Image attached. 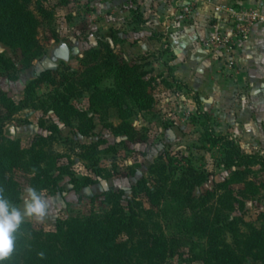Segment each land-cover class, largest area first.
Instances as JSON below:
<instances>
[{
    "label": "rangeland",
    "instance_id": "1",
    "mask_svg": "<svg viewBox=\"0 0 264 264\" xmlns=\"http://www.w3.org/2000/svg\"><path fill=\"white\" fill-rule=\"evenodd\" d=\"M197 2L199 0L32 1L30 9L37 16V6L41 3L54 11L55 17L52 20L40 17L37 38L43 53L32 62L27 61L20 50L0 43L4 49L1 55L15 66L8 70L0 63V92L16 103L27 96L33 99L28 108L2 123L4 134L0 140H17L23 148H29L38 135L51 136L50 148L60 154L58 165L64 166L68 173L64 174L55 193L41 195L47 203L46 215L41 219L25 217L23 222H30L38 230L56 231L61 221L105 210L104 194L109 191H123L124 204L128 205L135 198L133 187L140 180L147 179L151 185L163 178L172 182L181 179L185 167L191 166L209 175L201 191H212L231 175V171L221 165L222 152L213 135L229 136L243 152L264 157V80L257 86L245 81L240 44L232 45L233 49L230 46L217 48L209 33L199 39L200 51L190 48L185 54L182 49V36L195 25ZM217 6L242 8L237 1ZM60 41L69 44L77 54H72L69 62L60 61L57 67L42 72L39 65L50 57ZM109 42L116 54L129 64L140 66L146 80L151 81L152 108L137 110L132 115L133 125L144 137L142 143H132L104 128L99 116L90 111L91 92L80 87L71 102L78 110L94 116L93 134L81 136L79 122L72 120L69 125L55 112V102L66 90L52 80L57 82L63 75L71 77L76 72L81 73L86 52L94 48L105 50ZM185 68H192L193 73L197 70L198 81L188 79L191 84L186 82L182 76ZM202 68L209 71L203 72ZM41 74L47 81L37 83ZM99 86L101 89L115 87V74L105 73ZM29 88L31 94L27 93ZM199 108L209 118L199 115ZM6 115L0 108V118ZM109 120L114 125L120 123L114 110ZM92 143H99L100 153L88 161L82 158L81 146ZM15 177L22 185V202L17 208L23 212L25 201L29 199V177L21 172H16ZM74 177L80 180V190L72 183ZM86 179L90 184L83 186ZM249 181L259 186L264 181V168L253 166ZM233 189L242 196L243 204L237 205L234 213L242 222L241 230L248 232V226L261 228L264 190L257 193L244 183L233 185ZM138 200L144 209L151 211L153 222L165 233L184 234L182 212L175 204L162 203L160 209L152 208L145 199ZM149 215L143 212L145 218ZM185 236L189 242L187 248L166 264H202L193 261V252L205 248L206 239ZM227 240L231 243L232 237L228 235Z\"/></svg>",
    "mask_w": 264,
    "mask_h": 264
},
{
    "label": "trees",
    "instance_id": "2",
    "mask_svg": "<svg viewBox=\"0 0 264 264\" xmlns=\"http://www.w3.org/2000/svg\"><path fill=\"white\" fill-rule=\"evenodd\" d=\"M32 1L0 0V43L20 50L29 62L43 53L37 38L40 17L44 20L55 17L54 11L41 3L37 6V16L30 9ZM105 47V50L94 48L86 52L81 73L63 75L57 82L52 80L66 90L55 102V112L69 125L72 120L79 122L81 136H91L95 130L94 116L78 110L71 102L80 87L91 92L90 111L99 116L104 128L132 143H142L144 137L133 125L132 115L137 110L152 108L151 81L146 80L140 66L131 65L116 54L110 42ZM0 63L8 70L15 68L4 55H0ZM105 73L115 74V87L100 88ZM12 77L15 79L14 74ZM46 81L42 74L37 83ZM27 93L31 94L32 89ZM32 102V97L27 96L16 103L0 92V108L7 112L0 118V137L4 134L2 123ZM112 110L117 112L119 125L109 120ZM198 113L209 118L200 108ZM213 138L220 145L221 165L231 171L230 177L218 183L214 190L201 191L209 175L193 166L185 167L182 178L172 182L163 178L151 185L147 179L140 180L133 187V202L125 205L123 191H109L104 194L105 210L61 221L56 231L38 230L30 222H22L14 234L13 252L5 264H166L189 245L185 235L206 239V247L193 252L195 263L264 264V213L260 214L261 228L248 226V232H243L242 222L234 216L237 205L243 204L242 196L233 189V185L244 183L257 193L264 190V181L259 186L249 181L253 166L264 168V157L243 152L229 136L213 135ZM50 140H53L51 136L38 135L29 148H23L17 140H0V189L16 208L22 202V185L15 177L16 172L26 174L29 187L40 195L55 193L68 173L64 166L58 165L61 156L52 151ZM99 146V143L82 145V158L93 160L100 153ZM72 183L81 189L79 179L74 177ZM89 184L86 179L83 186ZM138 199H145L152 208L161 209L162 203L175 204L182 212L184 234L165 233ZM143 212L150 214L148 218ZM228 235L232 237L231 243Z\"/></svg>",
    "mask_w": 264,
    "mask_h": 264
},
{
    "label": "crops",
    "instance_id": "3",
    "mask_svg": "<svg viewBox=\"0 0 264 264\" xmlns=\"http://www.w3.org/2000/svg\"><path fill=\"white\" fill-rule=\"evenodd\" d=\"M234 1H237L242 7L248 5L258 7L264 14V0H214L213 2H203L199 0V2L195 4L196 8L193 21L195 22V25L193 28L188 29L186 35L182 36V49L185 54H188L190 48L195 49V51H200L199 39L201 37L209 35V33L214 34L217 32L224 33L230 31L228 17L215 13L214 6L219 4L227 5ZM240 47L241 68L245 73V81L251 86L261 85L260 82L264 80V20L253 28L250 38L247 41L240 43ZM202 69L203 72L207 70L209 71V68ZM183 72L182 76L189 84L191 83L188 79L198 81L197 70L193 73L192 68H185Z\"/></svg>",
    "mask_w": 264,
    "mask_h": 264
},
{
    "label": "clouds",
    "instance_id": "4",
    "mask_svg": "<svg viewBox=\"0 0 264 264\" xmlns=\"http://www.w3.org/2000/svg\"><path fill=\"white\" fill-rule=\"evenodd\" d=\"M29 199L25 201L23 212L13 206L0 189V264L13 252L15 233L25 217L43 218L47 213V203L35 189H28Z\"/></svg>",
    "mask_w": 264,
    "mask_h": 264
},
{
    "label": "built area",
    "instance_id": "5",
    "mask_svg": "<svg viewBox=\"0 0 264 264\" xmlns=\"http://www.w3.org/2000/svg\"><path fill=\"white\" fill-rule=\"evenodd\" d=\"M215 13L225 15L229 19L230 31L217 32L212 34L211 42L217 47H228L247 41L253 31V28L264 20L263 12L258 8L240 9L234 6H217ZM233 49V48H231Z\"/></svg>",
    "mask_w": 264,
    "mask_h": 264
},
{
    "label": "flooded vegetation",
    "instance_id": "6",
    "mask_svg": "<svg viewBox=\"0 0 264 264\" xmlns=\"http://www.w3.org/2000/svg\"><path fill=\"white\" fill-rule=\"evenodd\" d=\"M61 42H62V41H60L59 44H60ZM63 42H64V41H63ZM59 44H58L57 46H55L54 49H55L56 47H58ZM66 44H67V43H66ZM67 45H68V47H69V49H70V58H69L68 61H64V60H61V59H58L57 61H55V60L52 59V57H51V55H50V57H49V58H46L45 62H44L42 65H39L40 70H41L42 72H44L45 69H50V68L57 67V65H58V63H59L60 61H62V62H66V63L69 62L70 59H71L72 54H77V51H76L74 48H72L69 44H67ZM54 49H53V50H54ZM53 50H52V51H53ZM3 52H4V50H3L2 48H0V55H1ZM41 75H42V74H41ZM41 75H40V76H41Z\"/></svg>",
    "mask_w": 264,
    "mask_h": 264
},
{
    "label": "water",
    "instance_id": "7",
    "mask_svg": "<svg viewBox=\"0 0 264 264\" xmlns=\"http://www.w3.org/2000/svg\"><path fill=\"white\" fill-rule=\"evenodd\" d=\"M2 48V47H0ZM3 49V48H2ZM4 50V49H3ZM53 60L57 61L58 59L68 61L70 58V49L65 42H61L58 47H56L51 54Z\"/></svg>",
    "mask_w": 264,
    "mask_h": 264
}]
</instances>
